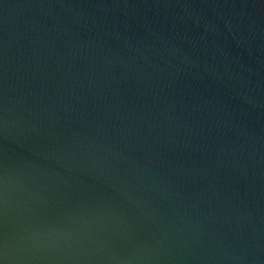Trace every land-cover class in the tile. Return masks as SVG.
Listing matches in <instances>:
<instances>
[{
  "label": "water",
  "instance_id": "water-1",
  "mask_svg": "<svg viewBox=\"0 0 264 264\" xmlns=\"http://www.w3.org/2000/svg\"><path fill=\"white\" fill-rule=\"evenodd\" d=\"M0 264H264V0H0Z\"/></svg>",
  "mask_w": 264,
  "mask_h": 264
}]
</instances>
